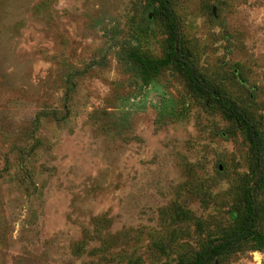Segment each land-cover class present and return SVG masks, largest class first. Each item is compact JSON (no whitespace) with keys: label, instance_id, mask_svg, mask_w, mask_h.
<instances>
[{"label":"rangeland","instance_id":"1","mask_svg":"<svg viewBox=\"0 0 264 264\" xmlns=\"http://www.w3.org/2000/svg\"><path fill=\"white\" fill-rule=\"evenodd\" d=\"M169 1L183 56L250 116L264 175V0ZM155 10L0 0V264H193L249 217V129L165 62ZM254 245L215 264H264Z\"/></svg>","mask_w":264,"mask_h":264},{"label":"trees","instance_id":"2","mask_svg":"<svg viewBox=\"0 0 264 264\" xmlns=\"http://www.w3.org/2000/svg\"><path fill=\"white\" fill-rule=\"evenodd\" d=\"M156 1L159 2L161 10H155V15L162 16L165 20V26L172 40L173 48L167 53L168 59H165V62H173L182 68L190 90L208 98H215L222 104L228 117L234 119L237 123L244 124L249 129L250 138L253 144L255 154L254 174L251 185L245 189L243 195V202L249 212V217L234 231L225 233L208 243L193 261V264H215L226 255L240 251L242 248L241 246L247 243V241L254 240L257 244L254 245L257 246L254 248H263L258 246H261L264 243V234L256 229V224L259 220L258 197L260 195L258 194V189L262 187L264 180L261 163L262 141L246 111L242 110L232 99L225 96L219 88L210 84L203 77L194 63L183 56L177 14L169 0ZM148 60L149 61H144L148 66L150 63H158V61H153V59ZM160 62L163 63L164 60H161Z\"/></svg>","mask_w":264,"mask_h":264},{"label":"water","instance_id":"3","mask_svg":"<svg viewBox=\"0 0 264 264\" xmlns=\"http://www.w3.org/2000/svg\"><path fill=\"white\" fill-rule=\"evenodd\" d=\"M220 168H222V167L220 166Z\"/></svg>","mask_w":264,"mask_h":264}]
</instances>
